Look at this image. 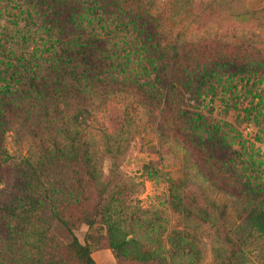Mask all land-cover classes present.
<instances>
[{
    "label": "rangeland",
    "instance_id": "rangeland-1",
    "mask_svg": "<svg viewBox=\"0 0 264 264\" xmlns=\"http://www.w3.org/2000/svg\"><path fill=\"white\" fill-rule=\"evenodd\" d=\"M138 1L156 19L163 40H177L183 51L191 49L195 58L225 57L239 66L254 63L245 70L237 66L241 72L222 76L196 92L178 86V107L184 121H190L202 134H224V147L243 176L246 190L234 194L213 184L201 172L195 151L190 154L181 139L162 131L161 123L171 125L161 115L163 83L155 73L146 77L137 72L141 71L139 63L145 62V53L138 48L140 36L134 26L96 21L87 25L86 34L97 38L88 39L103 41L114 67L121 64V69L127 68L124 75L140 81L151 78L160 94L153 99L142 91L120 87L105 98L94 99L88 125L76 128L80 139L89 143L113 207L108 218L99 220L89 231L82 226L75 236L81 243L87 238L92 245L94 239L117 229L128 241L147 246L148 226L155 223L165 249L168 236L179 235L197 252L193 264H217L211 246L212 228L188 218L179 192L189 186L208 203L223 208L226 225L235 227L248 209V189L264 188V69L256 67L264 60V0ZM245 9L252 14L234 17ZM41 22L38 13L27 18L14 2L0 0V90L23 81L24 70L35 63L47 67L48 61L59 58L67 47L68 38L47 36ZM105 91L102 96L111 90ZM105 135L110 138L111 153L106 150ZM38 150L37 141L0 130V240L23 225L24 201L18 185L26 180ZM52 230L62 241H71L61 226ZM98 248L93 247L92 253ZM92 257L96 259V254ZM244 259L246 264H264V235L250 238Z\"/></svg>",
    "mask_w": 264,
    "mask_h": 264
},
{
    "label": "trees",
    "instance_id": "trees-1",
    "mask_svg": "<svg viewBox=\"0 0 264 264\" xmlns=\"http://www.w3.org/2000/svg\"><path fill=\"white\" fill-rule=\"evenodd\" d=\"M11 1L27 18L38 13L47 36L68 39L59 58L48 61L45 68L35 63L24 70L23 81L0 90V130L37 141L39 146L31 171L18 185L24 201L23 225L1 238L0 264H97L91 257L97 245L98 249L110 250L115 264H193L197 253L193 244L179 235L168 236L165 249L155 223L148 226L147 246L128 241L117 229L94 239L92 245L87 238L81 243L75 236L82 226L89 231L99 220L108 218L113 207L99 166L91 158L89 143L80 139L76 128L88 125L94 99L105 98L120 87L142 91L153 99L160 94L151 78L140 81L124 75L127 68L121 69V64L114 67L106 45L99 39H88L97 37L88 36L86 27L109 20L134 26L140 36L138 48L145 53V62L139 63L141 71L137 72L146 77L155 73L163 83L161 115L171 125L161 123L162 131L181 139L190 154L195 151L201 172L213 184L234 194L245 191L246 184L228 157L224 134H202L190 121H184L178 107V86L196 92L254 63L239 66L225 57L195 58L192 50L184 52L177 40H163L156 19L138 0ZM252 12L245 9L234 17ZM256 67L264 69V60ZM105 89L111 91L102 96ZM104 138L106 150L111 153L110 138ZM248 192V209L242 223L235 227L226 225L223 208L208 203L197 191L185 186L179 192L188 218L212 228L211 246L217 264H246L245 246L252 236L264 235V188H249ZM56 225L71 235V241L64 242L53 232Z\"/></svg>",
    "mask_w": 264,
    "mask_h": 264
},
{
    "label": "crops",
    "instance_id": "crops-1",
    "mask_svg": "<svg viewBox=\"0 0 264 264\" xmlns=\"http://www.w3.org/2000/svg\"><path fill=\"white\" fill-rule=\"evenodd\" d=\"M93 254H96V259L92 257ZM91 257L97 264H113V256L109 249H97L95 253H91Z\"/></svg>",
    "mask_w": 264,
    "mask_h": 264
}]
</instances>
